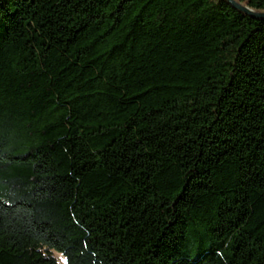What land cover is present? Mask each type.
<instances>
[{
	"label": "trees",
	"instance_id": "trees-1",
	"mask_svg": "<svg viewBox=\"0 0 264 264\" xmlns=\"http://www.w3.org/2000/svg\"><path fill=\"white\" fill-rule=\"evenodd\" d=\"M53 251L264 264V19L227 0H0V264Z\"/></svg>",
	"mask_w": 264,
	"mask_h": 264
},
{
	"label": "water",
	"instance_id": "water-1",
	"mask_svg": "<svg viewBox=\"0 0 264 264\" xmlns=\"http://www.w3.org/2000/svg\"><path fill=\"white\" fill-rule=\"evenodd\" d=\"M227 1L230 2L235 8L245 12L251 17L264 19V13H255L254 11L248 9L247 7H244L243 5L237 3L235 0H227Z\"/></svg>",
	"mask_w": 264,
	"mask_h": 264
},
{
	"label": "rangeland",
	"instance_id": "rangeland-1",
	"mask_svg": "<svg viewBox=\"0 0 264 264\" xmlns=\"http://www.w3.org/2000/svg\"><path fill=\"white\" fill-rule=\"evenodd\" d=\"M52 255L54 258L57 260L59 264H67L66 259L63 257V255L57 253V252H52Z\"/></svg>",
	"mask_w": 264,
	"mask_h": 264
}]
</instances>
